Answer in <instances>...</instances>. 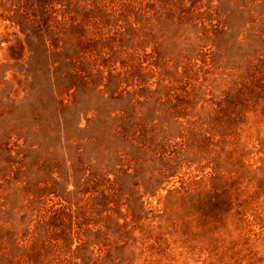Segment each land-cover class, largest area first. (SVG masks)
<instances>
[{
    "label": "rangeland",
    "instance_id": "rangeland-1",
    "mask_svg": "<svg viewBox=\"0 0 264 264\" xmlns=\"http://www.w3.org/2000/svg\"><path fill=\"white\" fill-rule=\"evenodd\" d=\"M0 264H264V0H0Z\"/></svg>",
    "mask_w": 264,
    "mask_h": 264
}]
</instances>
